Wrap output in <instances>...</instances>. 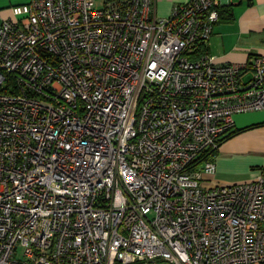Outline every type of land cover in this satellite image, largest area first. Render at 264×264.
Masks as SVG:
<instances>
[{
  "label": "built area",
  "instance_id": "2783aa9c",
  "mask_svg": "<svg viewBox=\"0 0 264 264\" xmlns=\"http://www.w3.org/2000/svg\"><path fill=\"white\" fill-rule=\"evenodd\" d=\"M232 0H31L0 22V264H264V173L212 152L264 110V54L217 63ZM248 74H251L248 78Z\"/></svg>",
  "mask_w": 264,
  "mask_h": 264
},
{
  "label": "crops",
  "instance_id": "0c3cea01",
  "mask_svg": "<svg viewBox=\"0 0 264 264\" xmlns=\"http://www.w3.org/2000/svg\"><path fill=\"white\" fill-rule=\"evenodd\" d=\"M31 0H0V22L13 17L14 5ZM189 0H155L159 17H169L178 4ZM232 14L215 25L207 51L217 63L245 64L264 54V0H232L223 9ZM251 74H248V78ZM246 113V112H245ZM238 133L222 143L216 157L214 180L250 181L264 173V110L234 116Z\"/></svg>",
  "mask_w": 264,
  "mask_h": 264
},
{
  "label": "trees",
  "instance_id": "16d2710c",
  "mask_svg": "<svg viewBox=\"0 0 264 264\" xmlns=\"http://www.w3.org/2000/svg\"><path fill=\"white\" fill-rule=\"evenodd\" d=\"M226 13H227L226 18L230 19L232 14L230 12H228V9L227 10H226V8L222 9V17L223 18L225 17L224 14H226ZM238 132H239V130H232L228 135L224 136L221 140L220 146L222 145L223 142H225L227 139H229L230 137H232L233 135H235ZM220 146L212 152V155L214 156V158H216L218 156ZM159 264H168V263L164 262V261H160Z\"/></svg>",
  "mask_w": 264,
  "mask_h": 264
},
{
  "label": "rangeland",
  "instance_id": "374dc122",
  "mask_svg": "<svg viewBox=\"0 0 264 264\" xmlns=\"http://www.w3.org/2000/svg\"><path fill=\"white\" fill-rule=\"evenodd\" d=\"M105 1L106 0H96V3H97V6L98 7H102L104 4H105ZM250 112H252V111H250ZM250 112H244V113H239V114H242V115H247V114H249Z\"/></svg>",
  "mask_w": 264,
  "mask_h": 264
}]
</instances>
